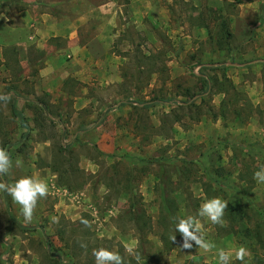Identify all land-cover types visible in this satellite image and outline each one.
Wrapping results in <instances>:
<instances>
[{
	"label": "rangeland",
	"instance_id": "1",
	"mask_svg": "<svg viewBox=\"0 0 264 264\" xmlns=\"http://www.w3.org/2000/svg\"><path fill=\"white\" fill-rule=\"evenodd\" d=\"M111 2L104 46L88 39L89 60L34 94L18 78L24 7L0 0V37L12 39L0 44V97H10L0 99V147L13 161L0 182L35 176L50 189L31 223L0 191V264H95L92 252L101 247L126 264H137L127 249L141 255L140 264H219L216 249L184 250L175 231L179 219L216 197L228 202L225 224L200 218L205 238L232 250L230 264H241L240 246L251 253L244 264H264V184L253 178L264 167V69L239 67L242 54L254 57L258 35L246 44L235 34L243 1ZM23 91L21 117L14 98Z\"/></svg>",
	"mask_w": 264,
	"mask_h": 264
},
{
	"label": "crops",
	"instance_id": "2",
	"mask_svg": "<svg viewBox=\"0 0 264 264\" xmlns=\"http://www.w3.org/2000/svg\"><path fill=\"white\" fill-rule=\"evenodd\" d=\"M242 1L243 12L234 22V26L240 23L242 30L235 28V34L242 33L241 36L239 34V38L246 40V44L252 41V32L255 31L258 35L255 36L257 41L253 43L254 50L251 51V56L254 57H250L249 52H245V55L242 54V56H246L247 61L239 67L248 69L252 65H256L264 69V12L260 11V5L264 1ZM19 3L23 5L24 10L19 13L22 14L23 29L21 31H23L15 43L18 47L16 59L21 68L18 78L22 79L23 84L34 85V94L49 91L53 85L62 84L69 75H72V68H68L71 64L89 60L87 47L90 43L88 39L92 37V42L104 46L105 24L112 11H115L111 0H19ZM62 3L72 5L67 10V8L63 9ZM251 16L256 17V24L251 21ZM234 23L232 21L231 29L234 27ZM91 24L93 25L91 26ZM94 24L96 32L89 35V29ZM0 38L1 45L12 44V39H8L6 42L4 37ZM30 47L33 50V56L28 53ZM70 52L74 54L73 57L67 56ZM39 60L42 64L38 63ZM52 62H56V64ZM261 74V72L258 73L256 81L258 87L262 86ZM41 87L45 90H42ZM21 95L23 98L20 95L14 98L19 116H21L25 103L28 101L27 97H29L28 92L25 91ZM104 121L105 117L98 119L92 129L87 132L91 134V130L98 129Z\"/></svg>",
	"mask_w": 264,
	"mask_h": 264
},
{
	"label": "clouds",
	"instance_id": "3",
	"mask_svg": "<svg viewBox=\"0 0 264 264\" xmlns=\"http://www.w3.org/2000/svg\"><path fill=\"white\" fill-rule=\"evenodd\" d=\"M0 99L8 100L10 97L4 96ZM16 167L21 166L19 160L16 161ZM13 168V161L9 152L0 147V176L10 175ZM254 180L258 184H264V167H261L254 173ZM0 191L6 192L21 208V213L25 223H31L34 217L38 202L41 199H47L50 195L49 185L46 181L31 177H22L14 184H6L0 182ZM228 209V202L216 197L204 202L199 209L197 216L189 215L186 218L179 219L175 225V231L180 233L183 238L182 249L191 250L193 245L204 252H210L216 249L219 259V264H230L232 259V250L224 248L217 249V246L212 241L205 238L202 231V221L200 218H206L213 225L223 226L225 224L224 216ZM54 222H58V218L53 217ZM85 226L91 225L87 220L82 221ZM169 239L172 243L176 242V235H170ZM81 247L86 248L87 245L82 244ZM127 251L133 255L137 264L141 262V255L133 252L132 249ZM92 255L95 258V264H126L125 258L118 252L107 248L94 249ZM251 255L250 251L244 246H240L235 250V259L244 264L245 258Z\"/></svg>",
	"mask_w": 264,
	"mask_h": 264
},
{
	"label": "trees",
	"instance_id": "4",
	"mask_svg": "<svg viewBox=\"0 0 264 264\" xmlns=\"http://www.w3.org/2000/svg\"><path fill=\"white\" fill-rule=\"evenodd\" d=\"M227 36H230V34H227ZM205 82H206L207 87H208V86H209L208 80L205 79ZM156 102H157V101H155V102H148V103H140V105H143L144 107H149V105H152V104H154V103H156ZM159 102H161V101H159Z\"/></svg>",
	"mask_w": 264,
	"mask_h": 264
},
{
	"label": "built area",
	"instance_id": "5",
	"mask_svg": "<svg viewBox=\"0 0 264 264\" xmlns=\"http://www.w3.org/2000/svg\"><path fill=\"white\" fill-rule=\"evenodd\" d=\"M199 67H195L193 70H192V72L194 73V74H197L198 72H199Z\"/></svg>",
	"mask_w": 264,
	"mask_h": 264
}]
</instances>
